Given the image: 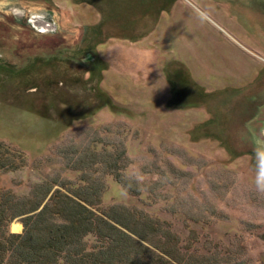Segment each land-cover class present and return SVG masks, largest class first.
Masks as SVG:
<instances>
[{
	"label": "rangeland",
	"instance_id": "374dc122",
	"mask_svg": "<svg viewBox=\"0 0 264 264\" xmlns=\"http://www.w3.org/2000/svg\"><path fill=\"white\" fill-rule=\"evenodd\" d=\"M93 136L167 177L157 194L183 205L151 212L182 245L264 264V0H0V141L31 164ZM30 171L0 188L23 193ZM132 201L107 177L104 205Z\"/></svg>",
	"mask_w": 264,
	"mask_h": 264
},
{
	"label": "trees",
	"instance_id": "16d2710c",
	"mask_svg": "<svg viewBox=\"0 0 264 264\" xmlns=\"http://www.w3.org/2000/svg\"><path fill=\"white\" fill-rule=\"evenodd\" d=\"M93 137L79 155L69 142L31 164L0 141V170L29 167L33 175L23 193L0 188V264H210L197 248L181 244L169 220L152 213L166 200L163 206L173 216L183 205V199L157 194L156 186L167 180L160 172L154 180L159 168L131 171L124 140L91 150L99 142ZM70 172L77 173L74 180L65 179ZM107 177L135 202L104 205ZM150 177L154 182L145 181ZM13 221H19L13 226L19 232L9 230Z\"/></svg>",
	"mask_w": 264,
	"mask_h": 264
},
{
	"label": "clouds",
	"instance_id": "9594fccd",
	"mask_svg": "<svg viewBox=\"0 0 264 264\" xmlns=\"http://www.w3.org/2000/svg\"><path fill=\"white\" fill-rule=\"evenodd\" d=\"M261 169L257 179V189L260 192H264V153H260Z\"/></svg>",
	"mask_w": 264,
	"mask_h": 264
},
{
	"label": "flooded vegetation",
	"instance_id": "af4514ba",
	"mask_svg": "<svg viewBox=\"0 0 264 264\" xmlns=\"http://www.w3.org/2000/svg\"><path fill=\"white\" fill-rule=\"evenodd\" d=\"M25 21V20H24ZM43 21H46V20H43ZM48 23V22H47Z\"/></svg>",
	"mask_w": 264,
	"mask_h": 264
}]
</instances>
